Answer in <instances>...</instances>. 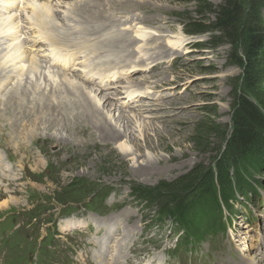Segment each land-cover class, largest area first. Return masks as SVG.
I'll list each match as a JSON object with an SVG mask.
<instances>
[{
  "label": "rangeland",
  "instance_id": "rangeland-1",
  "mask_svg": "<svg viewBox=\"0 0 264 264\" xmlns=\"http://www.w3.org/2000/svg\"><path fill=\"white\" fill-rule=\"evenodd\" d=\"M29 1L0 0V38L8 40L0 42V81L12 74L7 71L14 69L20 75L7 79L14 78L8 88L13 83L19 90L20 85L25 88L37 83L31 62L30 65L22 62L34 55L43 70L57 76L55 84L66 80L81 84L75 68L87 61L86 53L78 54L82 58L78 60L79 65L76 57L72 58L71 62L75 59L76 65H66L70 67L67 75L34 54L41 43L33 37L32 31L38 26L31 24L35 20H32ZM48 1L53 8L48 18L50 31L60 30V36L68 39L70 45L90 34L85 29H98L92 24L70 21L80 20L78 11L72 7L85 0ZM226 3L227 0H120L114 5L116 11L109 15L117 24L102 36H92L95 40L88 43L102 49L100 57L87 62L89 68L108 69L114 65L109 64L111 60L107 61L111 58L121 69L117 55L133 56L140 48L156 60L163 57L168 61H160L162 67L155 71L156 77L147 71L144 75L151 77L149 80L144 76L132 78L125 73L99 77L100 81L96 77L84 79L87 91L98 100L103 114L113 119L114 127H110L125 131V138L121 140L127 141L125 153L119 147L121 141L116 139L106 144L96 129L74 136L65 128L53 130L49 123L41 129V135H36L51 140L54 139L51 136L67 139L68 142L64 141L69 147L67 150L53 153V145L58 142L50 141L46 158L29 156L24 170L11 173L0 170V264H96V261H114L115 257L118 264L137 261L139 264H237L243 259L262 264L264 124L252 129L256 139L244 151L236 120L244 98L264 116V0H232L237 15L230 29L216 24L219 7ZM61 16L67 20L61 21ZM135 30L146 32L145 39L136 37ZM10 32L14 36L9 37ZM254 32L263 41L257 54L250 53ZM116 35L127 36L125 40L132 44L125 47V43L115 42L123 54L103 53L106 49L102 42ZM170 41L179 44L170 49L167 45ZM53 58L55 64L60 63ZM42 86H47L46 92L55 101V85L51 88L43 81ZM102 86L105 94L101 93ZM140 86L147 88V95L120 97L129 95L127 90L141 89ZM14 88L6 91L0 82V91H6L0 95L1 102L11 104ZM104 95L105 99L110 98L111 104L104 102ZM29 98L25 94L20 104L32 109V104L27 103ZM140 107L145 112H139ZM112 109H116L115 115ZM122 112L132 120L129 128L118 121ZM99 116L101 112L97 113ZM25 127L20 134L28 141L23 134ZM11 146V142L3 143L7 152ZM250 153L259 158L257 167L249 161ZM0 156L6 162L0 163V168L13 167L15 163L6 159L4 153ZM146 164L154 166L149 171H141ZM137 186L143 190L171 191L163 199L166 204L176 198L170 203L171 208L189 205L200 198L199 193L203 195L214 188L224 190L229 201L226 204L221 197L222 210L227 212L231 204L235 208L234 218L227 222L224 217V234L218 232L192 248L186 245V249L180 248L177 244L181 241H178L181 229L175 227L176 219L167 218L163 224L156 222V207L134 197L132 190ZM207 193L197 204L204 202ZM194 215L195 218L200 215L199 208L195 207ZM125 238L128 243L123 253ZM126 259L135 262L126 263Z\"/></svg>",
  "mask_w": 264,
  "mask_h": 264
},
{
  "label": "bare ground",
  "instance_id": "bare-ground-1",
  "mask_svg": "<svg viewBox=\"0 0 264 264\" xmlns=\"http://www.w3.org/2000/svg\"><path fill=\"white\" fill-rule=\"evenodd\" d=\"M26 1H28V0H26ZM119 1L120 0H90V2H88L85 0V1L78 2L77 4L73 5L74 7H72V8H73V10L78 11L76 13H77V15L79 13L80 20L77 21L75 19H71L70 21H73L75 23H81V24L82 23L83 24H92V25L97 26V28H98V29H96V28L85 29L84 30V31H86L85 33L90 32V34H88L85 38H82L81 42H79V43L77 42L76 44L74 43L75 45H70L68 39H64L63 36H60L61 35L60 30H56L58 34L52 33L53 30L50 31L51 28H50V22H49L48 18H50L51 9H53V8H51L52 3H49L48 0H45V2H47V3L43 2V3H39V4L37 3L39 1H36V0H31L28 2L29 4L32 5V9H31L32 10L31 11L32 20H35V23L32 22L31 24H36L38 26V29H35L32 31L34 33L33 37H36L35 38L36 41L41 43V45H39L38 49L36 50V53H34V54L38 57L44 58V60H47V63L53 65V68L57 66V67H59V69L64 70L65 75H67L66 72L70 69V67L68 68V67H66V65H70V64L79 65V63H81L78 60H80L82 58H80V56L78 54L81 55V54L86 53L84 58L87 61H83L80 66H77L75 68L78 71L77 74H75V76L76 77L78 76L79 79L82 80L83 83L82 82H81V84L72 83L70 80H66L67 79L66 78L65 79L66 81H61V82H58L57 84H55L56 83L55 79H57V76L53 75L49 71L46 72L45 70H43L44 69V68H42L43 66L41 65V63L38 60L34 59L35 58L34 55L29 54L28 56L31 55V58H29V57L24 58V60L22 62H24V63L27 62L28 64H29V62H31V65H32L31 71H33L35 73L33 78H36L37 83H34L33 86L29 85L25 88H21L20 83H18L20 85V90L18 88H14L15 83H13L12 86L10 87V88H14L10 94V95H12L11 104L7 103V102H1V100H3V99H0V149L2 150L0 152V154L4 153V155L6 156V159H9L10 161H13L15 163L13 165V167H10L7 165V168H0V170H3L5 172H9V173L14 172L13 170H15V171L16 170L17 171L24 170L25 169L24 166L26 165L25 161H28L29 156H33V157L34 156H37V157L44 156L46 158V147L50 143V141H54L55 143H56V141L58 142L55 145H53L55 147V149L51 150L53 153H59L63 149L67 150L69 148L68 145H66V143L68 142L67 139L64 140V139H61L57 136H51L54 138L53 140H51V139H49L50 137H47L44 135H42V136L36 135L37 133H39L41 131V129L44 128V126L49 125V123L52 125L53 130L54 129L59 130L60 128H65L66 131L70 132L71 134L74 133L73 134L74 136H81V135H84L85 133H88V132L90 133L92 131V129H96L97 132H99V136H101L102 140H104L106 144H109V141L114 142L116 139H118V141L120 142L121 140H123L125 138V133H124L125 131L122 133V131L120 129L113 128L114 127V125H112L113 119L111 118L112 120H110L108 118V116H105L103 114V111H102L100 105L98 104V100L92 96L91 91H87V87L84 83L86 81H84V79H90L91 77H96L100 81V78H102V77H104V78L108 77V76L113 77L116 73H118L117 75H121V74L125 73V74L131 75L132 78L135 76H144V77H146L145 80H149V79H151V77L145 76L144 74H146L147 71H150L149 75L153 74V76L156 77L157 75H156L155 71L158 68L162 67V63H160V61H162V60L168 61V60L164 59L163 57L156 60V59H154V57H155L154 55H146L147 50L145 51L144 49L140 48V49L135 50L136 54H134L133 56L128 55L126 57V56H122V55L121 56L117 55L118 59L121 60V61H119L121 69L117 68L119 66L117 65V63L112 62L111 58H108L107 61L111 60V61H109V64L110 65L114 64V65L110 66L108 69L100 70V69H96V68H89V65L87 64V62L90 63L91 59H93V58L96 59L97 57H100V51H102V49L99 50L96 47H94V45H92V46L89 45L90 44L89 42L95 40L94 38H91V37L96 35V34H101V36H102V35H104L103 33L109 29L110 26L117 24L118 21L115 18L110 17L109 13L110 12L113 13L116 11L114 8V5H116ZM121 4H122V2H121ZM68 5H71V4L68 3ZM98 5L103 6L102 10L100 9V7H98ZM23 11L25 12V10H23ZM16 15H17V13H16ZM28 16H30V15H28ZM61 19H62L61 21L67 20L64 17L62 18V16H61ZM153 21H154V19H153ZM10 27H13L12 24ZM145 33L146 32H142V31L137 32L136 31V37H143L142 39L144 40L145 39ZM13 34L14 33L10 32L8 35L10 37L11 35L14 36ZM126 37L127 36L124 37L123 35H116V36H112L111 38H107L105 40V42H102V45L106 49V50H103V53H105V52H107V53H109V52L118 53L119 52V53L123 54V51L122 52L119 51V49H121V46L117 45V43L118 42L125 43V47H129L130 44H132V42H127L125 40ZM3 40L8 41L7 39H3L1 37L0 42ZM129 41H131V39ZM173 41H175V40H173ZM115 42H117V43H115ZM177 44H179V43H177V42L172 43V41H170L167 45H168V47L170 46V49H171L173 47L175 48L177 46ZM19 45L21 46V44H19ZM20 46H18V47H20ZM32 46H34V45H32ZM142 46H144V45H142ZM28 50L29 49H27L25 52L26 53L29 52ZM15 51H17V50H15ZM30 52H32V51H30ZM8 53H9V51H8ZM15 55L18 56V53ZM53 57H56V59L60 63L55 64ZM73 57H76L75 59L78 61L76 64L74 62L75 59L73 60V62H71ZM152 58H153V60H152ZM22 62L20 60L19 63H22ZM71 69H74V68H71ZM28 71L29 70H27V72ZM119 71L121 72L120 74H119ZM27 72H26V75H27ZM6 73L7 74L12 73V74L5 76V77L3 76V80L1 79L2 81H0V82H1L2 87H4V89L7 91L8 89H10V88H8V86L12 83V80L14 78L9 79V80H7V79L10 76L20 75V71L16 70V73H17L16 74L14 69H12V70L10 69ZM28 73H30V72H28ZM107 73H109V74H107ZM24 77H23V80H24ZM17 79H18V77H17ZM31 80H33V79H31ZM51 80L53 81L52 83L50 82ZM40 81H42V84H43V81L46 82V85L50 84L51 88L53 85H55L56 88H55V93L53 96L56 99L55 101L52 100V98L50 97V94L46 92L47 86H45L43 88L42 84L39 83ZM48 82H50V83H48ZM140 87H141V89H139V90L138 89H135L132 91L127 90V92H130L129 95L128 94H126L125 96L121 95L120 97H126V96L129 97L130 96L131 98H135V97H143L144 95H147V91H146L147 88L142 87V86H140ZM101 88H102L101 93H103L104 92L103 91L104 86H102ZM5 90H1L0 95L2 93L3 94L6 93ZM96 90L97 91L100 90V85L98 86V89H96ZM119 91H121V90H119ZM25 94H28L30 97L29 100L27 101V103L32 104V109H30L28 107V105L20 104V101ZM103 94H105V93H103ZM10 95H8V96H10ZM5 100H7V99H5ZM103 100L108 105L111 104L110 98L107 97L105 99V95L103 97ZM15 103H17L18 105L16 106ZM140 109L141 110H138L139 112H142V113L145 112L144 108L140 107ZM115 110L116 109H112V112L116 113ZM109 111H111V110H109ZM96 112L97 113L101 112V114H102L101 118H100V116H99V118H97ZM131 112H133V111H131ZM115 113H114V115H115ZM121 114H123V112L120 113V115H119L120 118L118 119V121L123 122L126 125V127L129 128L128 126H130V122L132 120L130 121L127 118L129 116L126 117L124 114L123 115H121ZM135 114L136 113H134V115ZM137 117H138V115H137ZM43 119L45 121H43ZM100 119H101V121H100ZM39 120H42V122H39ZM50 120H53V121H50ZM55 120L62 121L65 124V125L64 124H62V125L65 127L60 125L59 122L57 123V121H55ZM105 125H107L108 127H105ZM24 126H26V127L24 129L25 133H23V134H26V136L29 138L28 141L26 139H24V137L20 134V131L24 128ZM67 126H69L70 129L67 128ZM110 126H113V127H110ZM33 133H35V134H33ZM39 134L41 135V133H39ZM62 134L63 133L60 132V135H62ZM161 136H160V139H162ZM57 138H59V139L57 140ZM134 140H135V138H134ZM64 141H67V142H64ZM8 142L13 143V146H11V149H10L11 153L5 151V149L3 147V143H8ZM126 142L127 141H125V142L121 141L120 146H119L123 153H125L124 147L128 146L126 144ZM130 142H132V140ZM110 144H112V142ZM106 146L108 147L109 145H106ZM163 147L165 149L166 146H163ZM8 153H10L11 156ZM19 156H21L20 160L18 159ZM3 158H4V156H0V163H2V162L6 163ZM153 166L154 165H152V164L151 165L146 164L140 170L141 171H149L153 168ZM48 171H50V170H48ZM114 218L115 219H113V221H116L117 218L116 217H114ZM126 243H128V238H125L124 242L122 243L121 252H123V253L126 251V249L124 248V245ZM100 254H101V252H100ZM118 255L120 256L119 253H118ZM119 259L122 260L121 257H119ZM125 261H126V263H129L130 260L126 259ZM130 262L133 263V262H135V260L133 262L132 261H130ZM95 263L96 264H118V261H117V257H115L114 261L110 260V262H108V263L104 262V260H102L101 262L96 261ZM119 263L124 264V262H119ZM263 263H264V255L262 257V264ZM135 264H139V261H137ZM237 264H259V263L255 262L254 260L248 261V260L243 259L241 262H239Z\"/></svg>",
  "mask_w": 264,
  "mask_h": 264
},
{
  "label": "trees",
  "instance_id": "trees-1",
  "mask_svg": "<svg viewBox=\"0 0 264 264\" xmlns=\"http://www.w3.org/2000/svg\"><path fill=\"white\" fill-rule=\"evenodd\" d=\"M236 7L232 4V0H227V3L224 7H219L218 10V21L217 26L223 27L225 29H230L236 22ZM199 33V32H197ZM252 38V52L253 54H257L258 50H260L263 46L262 36L257 32L251 34ZM254 48V49H253ZM252 54V55H253ZM252 63L250 64V66ZM250 70V67H247ZM238 110V117L236 120L237 123V135L242 145L244 151L249 149L250 144L256 139V132H253V128L262 126L264 124V116L260 114L257 108L250 102H248L245 98L242 99ZM249 155V161L251 164L257 167V163L260 164L259 158L252 153ZM202 190V189H201ZM161 192H165V194H161ZM134 197L141 200L142 202H147L150 207H156V222L159 224H163L164 220L167 218L176 219V226L181 230L178 233V241H180L177 247H193L198 243L204 241L205 238L215 235L218 232L225 233L226 232V223L230 222L233 219V215L235 214V208L229 204V208L227 212H224L221 207V197L226 200V204L228 198L225 196L224 190L217 191L216 188L209 191L204 199V202L201 201V196L198 194V199L192 201L189 205H184L182 207H172L170 203L175 199H172L170 202L163 204V199L168 195L172 194L171 191H166L164 189H153V190H143V187L137 186L132 190ZM199 200V201H198ZM190 206V207H189ZM195 207L199 208L200 215L195 218L194 209ZM189 208V209H188ZM188 209V210H187ZM187 210V211H186ZM225 217V219H224ZM179 224V225H178ZM193 245V246H192Z\"/></svg>",
  "mask_w": 264,
  "mask_h": 264
}]
</instances>
